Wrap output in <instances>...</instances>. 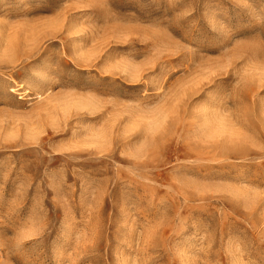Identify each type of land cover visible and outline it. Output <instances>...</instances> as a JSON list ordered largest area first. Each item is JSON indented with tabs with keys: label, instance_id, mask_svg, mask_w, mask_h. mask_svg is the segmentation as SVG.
<instances>
[{
	"label": "rangeland",
	"instance_id": "rangeland-1",
	"mask_svg": "<svg viewBox=\"0 0 264 264\" xmlns=\"http://www.w3.org/2000/svg\"><path fill=\"white\" fill-rule=\"evenodd\" d=\"M0 264H264V0H0Z\"/></svg>",
	"mask_w": 264,
	"mask_h": 264
}]
</instances>
